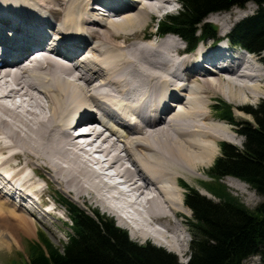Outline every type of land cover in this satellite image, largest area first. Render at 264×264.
<instances>
[{"label": "bare ground", "instance_id": "bare-ground-1", "mask_svg": "<svg viewBox=\"0 0 264 264\" xmlns=\"http://www.w3.org/2000/svg\"><path fill=\"white\" fill-rule=\"evenodd\" d=\"M93 1L0 0V179L17 159L12 181L56 183L73 200L117 215L141 239L183 253L188 223L178 218L190 211L179 180L208 167L231 125L208 124V102L220 96L238 114L246 111L264 93V54L219 43L217 26L220 39L190 53L177 34L145 35V25L174 11L176 0L90 7ZM214 19L226 33L228 19ZM123 33L128 46L113 44ZM116 109L125 134L108 125ZM132 114L143 125L129 123ZM29 168L31 178L20 179ZM28 215L0 188V224L11 216L27 228Z\"/></svg>", "mask_w": 264, "mask_h": 264}, {"label": "trees", "instance_id": "trees-1", "mask_svg": "<svg viewBox=\"0 0 264 264\" xmlns=\"http://www.w3.org/2000/svg\"><path fill=\"white\" fill-rule=\"evenodd\" d=\"M180 2L178 13L159 21L161 34L175 32L187 45L195 47L200 38L216 35L215 27L205 22L210 13L252 2L257 5L256 10L235 23L229 37L234 44L250 50H264V0ZM218 109L223 119L237 123L231 105H219ZM247 112L255 122L245 123L237 130L245 138L243 147L222 142L221 155L209 169L216 184L205 187L217 200L184 184L188 189L185 205L192 210V218L188 219L192 240L187 263L151 242L131 240L126 230L98 209L88 213L63 198L72 221L68 240L61 247L45 237L29 241L28 260L21 264H244L249 256H259L264 264V200L250 209L219 183L226 176H233L264 198V100Z\"/></svg>", "mask_w": 264, "mask_h": 264}, {"label": "rangeland", "instance_id": "rangeland-1", "mask_svg": "<svg viewBox=\"0 0 264 264\" xmlns=\"http://www.w3.org/2000/svg\"><path fill=\"white\" fill-rule=\"evenodd\" d=\"M25 1L26 2H24V3L28 5L29 0H25ZM97 3H98L97 1L93 2V4H91V6L94 7L97 5ZM175 3L176 4L174 6V11L170 12V14H176L182 8L180 2H175ZM29 5L33 6L35 4H29ZM38 5H42V4L38 3ZM139 5L141 6L142 3H139ZM255 9H256V5L252 2H250V3H247L244 7H233L230 10L219 11V12L213 13L211 15H208L207 18L205 19V21L211 22V23L215 24L217 26V28H219V29H217L218 35H221V33L223 35H226L227 33H229V31L232 29V27L234 26V24L238 20H240L241 18H243L244 16H246L248 14L253 13L255 11ZM105 16H110L109 11L107 12V14ZM164 16H165V14L162 16H155L152 19L151 23H147V25H145V28L143 29V31L145 32L144 34L145 35L151 34V37H152V35H155L156 30H157V24H158L159 20L162 19ZM217 16H219L220 18L225 16L228 19L229 25H228L226 33L222 32L223 31L222 23L215 21L214 18ZM101 17L106 18L103 15H101ZM223 35H222V37H223ZM127 36H128L127 34L123 33V34L119 35V37H118L119 40L113 39L114 43H113V41H111V42L113 44L119 45V46H122V45L128 46V43L125 41ZM206 41H212V40L206 39ZM225 41H227V40L225 39ZM206 44L209 45L210 42H206ZM181 45H182V48H185L183 42L181 43ZM150 73H156V72L153 71ZM143 79L145 81V79H147V77L144 76ZM201 84H202V82L198 83L199 86H201ZM215 97L216 98H211L212 100L210 103L208 102L209 106H208L207 112H209L211 115V118H209L208 124L213 125L216 122V120L221 121L220 120L221 111L218 110L217 106L223 105V104H229L232 106L234 119L236 120L237 123L236 124L230 123L232 126L228 125V127H229L228 133L224 132V135H226L225 136L226 139L222 140L218 143L217 154L215 155L212 162L208 165V167L201 169L200 173L197 172V174H195V177L194 176L190 177L189 175H187L186 178L182 177L179 180V186L183 185V184H187L188 187H191V188L193 187V188L197 189L199 191V193H201V194H203L209 198H212L214 200H217V198L211 192H209L207 189H205L204 185L216 184V181L214 179H211L208 171L211 168V166L214 164L216 158L221 155V144L220 143L225 141V142H229V143H231L237 147H240V148L243 147V143H244L245 138H244V136L237 134L236 131H237V129L242 128V126L245 123L254 124L255 120H254L253 116L251 114H249L247 111H248V109H250V107L256 108V106L259 103H261L262 100H264V93L260 96V98L258 100L253 101V102H249L246 111H244L241 114H238L236 112V106L234 104L230 103L229 101H227L223 97H220V96H215ZM1 147H2V145H0V148ZM7 156H8V153L3 154L4 159H6ZM17 163H18L17 159L12 160L11 168L16 169V170L14 169V174H16L18 172V170H20L17 167ZM9 169H10V167L8 168V170ZM42 173H43V175H45L47 177L49 176L47 174V172H45L44 170H42ZM25 176L26 177H22L20 179L28 180L29 177L31 178L32 170L30 168L26 169ZM231 178H232V176H227L224 179H222L219 183L224 184L227 187V189L233 195L238 197L248 208L252 209L264 200V198L261 195H259L255 190H253L250 187L249 184H247L244 181L243 182L247 185V188H245V190H239L240 186L237 185V181L233 180ZM233 178H236V177H233ZM236 179H238V178H236ZM32 181L34 184L31 182L28 183V185H31V190L33 189L35 191L36 188H39L38 192H42V193L48 192V195H49L48 197L50 199H54L57 202V207H58L59 211L52 212V214H47L46 220L45 219H39L35 214L31 213V217L29 215L27 217L28 218L27 222L29 224L28 225L29 227H27V228H23L21 221L16 220L15 218H13L11 216L4 217L5 221L2 219L4 222H2L0 224V238H1V236L5 238L2 245L0 244V264H21V263L26 262L28 260L29 241L38 240L39 237L48 238L55 245H57L59 247H61L64 244V242H66L68 240V234H70L73 230L71 227V220L68 216V210H67L66 206L64 205V203L61 201V199H63V198L66 200H71V201L75 202L81 208L85 209L88 213H90L92 210L98 209L101 213H104L107 216L113 217L116 224L118 225L117 221L119 219L116 216H115L116 217L115 218L114 215H112L111 213L103 211V208L101 206L88 205V204L86 205V204H84V202H81V201L79 202V201L73 200L72 197L70 195H68L66 192H64L61 189V187L56 183L48 184L45 181L40 180V179L35 178V177H33ZM246 185H244V186L246 187ZM180 188L182 189V187H180ZM183 189H184L183 190V192H184L183 193V200H184L185 194L187 192V190H186L187 188H183ZM186 207L189 209L190 214H187V216H185V217H183L181 215L178 218V219H184V221H185L184 227H185L186 222L188 223V219L192 218V210L188 206H186ZM131 211H132V209L130 208V212ZM129 216L132 217V213L129 214ZM19 217H21V216L19 215ZM21 218L25 220V218H23V217H21ZM57 218H59V219H57ZM186 225H188V224H186ZM155 228L159 229L160 227L156 226ZM186 228H187V232H186V238L187 239H186L185 244H184L185 252L180 253V254L179 253L177 254V251L172 250V249L168 248L167 246H164L161 243L156 242L152 238H142L141 239V237H137L136 239L138 240L137 242L140 244H145L147 242H151L152 244L156 245L157 247H161V248L165 249L166 251L175 254L178 257V260L180 262L187 263V261L190 258V254H191L190 242L192 240V235H191L189 225L186 226ZM25 230H27V231H25ZM244 264H262V260L259 256H249L247 259L244 260Z\"/></svg>", "mask_w": 264, "mask_h": 264}]
</instances>
